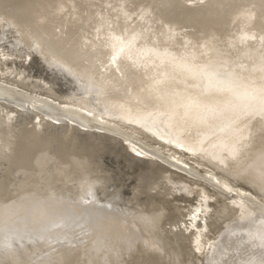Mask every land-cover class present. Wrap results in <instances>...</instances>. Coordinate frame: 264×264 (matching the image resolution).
I'll list each match as a JSON object with an SVG mask.
<instances>
[{
	"label": "bare ground",
	"instance_id": "6f19581e",
	"mask_svg": "<svg viewBox=\"0 0 264 264\" xmlns=\"http://www.w3.org/2000/svg\"><path fill=\"white\" fill-rule=\"evenodd\" d=\"M264 0H0V264H264Z\"/></svg>",
	"mask_w": 264,
	"mask_h": 264
},
{
	"label": "snow or ice",
	"instance_id": "6c2138e0",
	"mask_svg": "<svg viewBox=\"0 0 264 264\" xmlns=\"http://www.w3.org/2000/svg\"><path fill=\"white\" fill-rule=\"evenodd\" d=\"M262 101H264V97H262ZM262 110H264V109H262Z\"/></svg>",
	"mask_w": 264,
	"mask_h": 264
}]
</instances>
